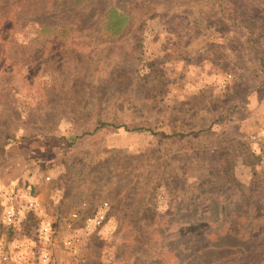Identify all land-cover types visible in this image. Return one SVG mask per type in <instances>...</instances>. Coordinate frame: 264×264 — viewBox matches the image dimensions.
Here are the masks:
<instances>
[{
  "label": "rangeland",
  "instance_id": "obj_1",
  "mask_svg": "<svg viewBox=\"0 0 264 264\" xmlns=\"http://www.w3.org/2000/svg\"><path fill=\"white\" fill-rule=\"evenodd\" d=\"M2 1L4 264H130L144 236L167 245L191 229L212 188L218 210L232 182L234 200L264 201L249 142L264 128V0ZM24 187L37 203L15 230L2 209L24 210ZM103 203L97 229L66 220ZM40 224L47 260L17 261L24 245L37 249Z\"/></svg>",
  "mask_w": 264,
  "mask_h": 264
},
{
  "label": "trees",
  "instance_id": "obj_2",
  "mask_svg": "<svg viewBox=\"0 0 264 264\" xmlns=\"http://www.w3.org/2000/svg\"><path fill=\"white\" fill-rule=\"evenodd\" d=\"M9 4L8 0H3L1 6ZM121 17L118 15L119 21H115L114 24H120ZM42 20L38 21L37 25L41 29L49 27L43 25ZM102 126L115 125L97 119L95 128ZM3 138L5 142H11L15 137L5 133ZM72 144L73 140H66V146ZM218 188H212L208 192H212L210 194L212 208L191 210V216L194 217L190 221L191 229L186 230L175 243L162 245L158 239L152 240L144 236L139 247L131 251L133 256L130 264H264V222L254 225L257 219L264 217V201L253 194L242 195L240 199L234 200L233 192H236L235 189L240 191L241 185L232 182L225 190L228 194L233 188L232 193L226 196L225 201L229 200L227 206L218 210L212 200ZM254 188L255 186H251L247 190L253 191ZM201 193L204 194L206 191ZM134 232L143 236V233L138 232V228Z\"/></svg>",
  "mask_w": 264,
  "mask_h": 264
},
{
  "label": "built area",
  "instance_id": "obj_3",
  "mask_svg": "<svg viewBox=\"0 0 264 264\" xmlns=\"http://www.w3.org/2000/svg\"><path fill=\"white\" fill-rule=\"evenodd\" d=\"M250 144L253 146L255 153L261 158L264 162V128L253 133L249 138ZM20 195L23 199L24 210L16 209L9 201L2 209V221L3 223L11 227L12 229H19L24 221L26 220L27 214L35 208L37 203L35 195L32 194L31 189L24 187L20 191ZM84 206V205H83ZM84 210H73L69 213L67 221L75 222L78 220L83 221L84 227L87 231H92L100 227L105 219L107 218V204L103 203L98 207L92 209L91 211H86L85 207H82ZM48 234V227L45 224H40L36 230L37 238V249H33L32 245L26 244L22 251L17 252L14 256L17 261L24 260L26 258L39 260L40 262H45L47 260V253L45 252L44 245L46 242V236ZM73 239H66L63 241V246L65 248H70L74 244ZM18 247V246H17ZM10 259V256L7 252L3 250L0 246V264L6 263Z\"/></svg>",
  "mask_w": 264,
  "mask_h": 264
}]
</instances>
